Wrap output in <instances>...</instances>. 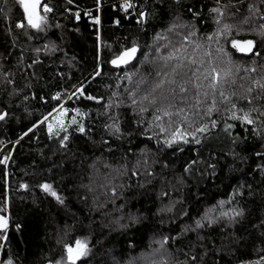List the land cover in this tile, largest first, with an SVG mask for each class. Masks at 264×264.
Masks as SVG:
<instances>
[{
	"label": "trees",
	"instance_id": "trees-1",
	"mask_svg": "<svg viewBox=\"0 0 264 264\" xmlns=\"http://www.w3.org/2000/svg\"><path fill=\"white\" fill-rule=\"evenodd\" d=\"M115 2L116 0H102L103 6L99 13L102 21L99 42L101 57L104 61L109 59V49L104 45L115 47L116 41L119 44H130L136 39L141 47L130 65L112 70L111 66L104 63V74L88 81L86 91L103 97L102 101L97 103L73 98L72 101H64V107L69 109L65 115L61 116L59 111L53 113L52 122L57 119L68 121L73 115H77L71 109L80 108L88 115H77V119L84 121L86 126H91V131L87 134L91 137L87 141V150L70 145L76 153L75 163H62V153L52 156L49 151V147L54 145L47 137L46 124L29 133L14 152L7 142H14L32 123L52 112L57 106V102L51 99L53 93L62 89L71 90L72 85L84 80L95 68L98 42L93 26L83 15L79 21L74 17L76 11L92 8L93 0H73L72 3L68 0H40L38 12L46 15L48 25L44 31L27 25L19 0H0V108H7L10 112L8 120L0 123V140L5 142L0 147V158L6 154L4 147H8V152L13 153L8 165H0V207L7 201L8 207L3 214L10 217L8 229L0 237V262L11 256L14 264H47L49 260L63 257L65 264H70L63 244L74 245L77 237H88L91 251L76 264H176L185 259L177 249L187 251V241L170 242L163 248L155 241L162 234L175 235L180 224L191 223L192 217L217 201L227 199L232 187L245 181L252 186L255 196L249 197L245 191L243 200L236 197L248 209L243 227L251 231L252 226L264 220V178L256 170V165L261 161L253 155L264 145V139L253 132V129L261 126L259 121L247 125L232 117L233 112L241 116L243 113L239 109L247 111L250 107L247 101L238 99L248 87L253 88V95L264 94V90L257 89L252 83L253 80L264 77V55L256 59L251 53L239 54L230 42L231 39H252L257 42L256 51L264 52V38L255 31L260 24H264V19L259 18L254 10L252 13L248 10L249 4L259 5L260 0H246L234 20L230 17L225 19V23L235 25L240 24L244 17H250L244 29L238 33L234 31L227 43L223 37L209 39V35L217 29L212 19L214 14L208 11L215 6V0H179V4L176 0H167L173 9L181 12L184 20L190 19L189 14L184 11L186 6H192L193 3L197 8L203 6L197 31L187 41L183 40V36L187 34L183 28L172 32L162 31L168 27L175 11L163 17L150 18L142 26L136 22L138 9H133L125 18L123 12L110 7ZM132 2L147 4L149 12L160 4V0ZM45 3L53 11L45 14ZM236 3L237 0H221V4ZM117 17L120 25L112 23ZM19 21L24 22V28L16 26ZM157 33H161L158 39ZM35 34L42 38H28ZM61 36L64 37L63 41L59 39ZM46 40L59 44L60 50L35 53L33 48L43 46ZM221 46L232 54L231 64L219 57L217 49ZM157 47L160 48L159 52L155 51ZM174 50L173 59L166 61L161 58ZM33 59H38L40 63L28 67ZM177 63L183 67L177 69L178 74L174 77L176 84L166 85L165 88L166 93L168 87L176 89L175 97H170L168 101L172 104L168 109L172 114V125H169V116L156 112V108L147 102L143 105L145 111L140 112L137 108L134 112L129 93L136 92L138 96H142L159 79H168L163 73L167 72L171 77V69ZM211 66L216 67L220 73L215 89L209 86L210 79H204L207 75L205 69ZM252 68H256V71H251ZM225 72H228L227 76ZM5 73L8 75L5 76ZM59 73L65 74L63 78ZM126 73L130 74V79ZM157 73L161 75L157 76ZM181 82H186L184 86L187 91L183 94L179 92ZM221 91L230 96L231 101L237 104V109H232L231 103L221 97ZM233 92L237 95L231 96ZM113 93L117 95L113 96ZM25 96L29 99L25 100ZM41 96H45L47 102L42 101ZM110 98L113 104L120 102L118 108L112 107L109 111L119 112L125 136L121 139L112 137L108 145L102 146L104 140H109L110 134L103 128L106 117L98 113L104 112L103 105ZM177 109L183 111L178 112ZM156 115L161 120L157 121ZM252 115L255 117V113ZM137 119L144 123H135ZM211 121L216 122L215 127ZM161 124L167 129L165 133L159 131ZM202 124L209 131L197 133L196 139L201 140L200 145L194 142L180 143L171 148L164 145L163 139L175 126L195 132ZM226 124L234 127L225 131ZM137 128L138 133L127 135ZM145 129L147 134L141 135ZM224 131V139L212 140ZM237 136L244 137L238 141V147L232 143V137ZM156 137L160 138L159 144ZM188 139L191 141L192 137ZM177 147L183 151L177 150ZM233 149L249 157L247 164L237 162L235 172L228 168L233 162L230 155V150ZM164 159L170 161L167 168L162 167L161 161ZM192 160L198 163L192 166L191 172L185 173L184 166ZM205 161L217 164L215 177L205 175L202 179L199 178L200 172L206 169ZM49 169L52 171H48ZM134 169L140 174L133 175ZM146 169H150L155 175L146 177ZM45 180L52 183L53 189L65 198L64 205H60L51 193L38 187ZM21 182L27 183L29 187L20 188ZM113 187L116 188L115 195L111 191ZM162 191L168 192L169 197H162ZM180 198L185 199L184 206L191 209V216L188 220L182 219L175 224V231L169 233L173 225L168 220L173 213L158 210L164 208L169 200ZM69 209L75 213L77 220H73L68 214ZM129 213H144L147 215L145 223L156 225V229L145 227L135 233H126V230L117 226L116 220ZM161 219L165 221L164 224H161ZM16 224H20L21 228L17 229ZM260 231L264 230H258L253 235L259 236ZM204 234L211 235L220 244L228 232L216 228L211 233ZM127 235L134 236L131 245L127 242ZM189 239H195L194 235H190ZM256 246H261L259 240L256 241ZM244 258L255 259L257 254L252 251Z\"/></svg>",
	"mask_w": 264,
	"mask_h": 264
},
{
	"label": "snow or ice",
	"instance_id": "snow-or-ice-1",
	"mask_svg": "<svg viewBox=\"0 0 264 264\" xmlns=\"http://www.w3.org/2000/svg\"><path fill=\"white\" fill-rule=\"evenodd\" d=\"M69 3H72L73 0H68ZM246 2V0H237L236 4H221V0H215V6L208 9L210 14H214L212 19L214 23L217 25V29L214 33L209 35V39H214L216 37H223L225 39V43L232 37L233 32L237 33L244 29V26L248 24L250 17H244V20L240 24H229L225 23V19L227 17L232 18L233 20L236 18L237 13H239L240 7H242V3ZM20 5L23 8L25 13V18L27 25L32 29H37L39 31H44L48 25L46 23V15H40L38 12V5L40 4V0H19ZM176 3L179 4V0H176ZM102 0H93V7L88 8L86 10H78L74 13V17L77 21L81 19V15L88 18L93 26V30L95 32L97 44V55L95 57L96 66L89 76L84 80L79 82L78 84L72 85L71 90L62 89L61 91H57L52 94L51 99L57 102V106L52 109V112L48 113L47 116L42 117V119L37 120L35 123H32L30 127L26 129V131H22L17 139L13 141H8V147L13 149V152L17 148V146L22 142V140L28 136L29 133H32L33 130L37 129L38 126L47 125L46 132L47 137L54 147H49V151H51L52 156H55L57 153H62V163H75L76 153L73 152V147L76 149L84 148L87 150L88 143L87 141L91 139L87 134L91 131V126H86L85 122L77 119V115L87 116L88 113H84L80 108H73L71 111L77 115H73L71 120L65 121L63 119H57L55 122L51 121V117L53 113L57 111L60 112L61 116L65 115L69 109L64 107V101H72L73 98L76 100H80L83 98L85 101H94L99 103L104 98L92 95L86 91V84L90 79L94 80L97 77L103 75V66L104 63H107L111 66L112 70H117L122 65H129L130 62L134 60L137 55L138 50L140 49V44L136 39H133L130 44H119L118 41L114 42L116 45L105 44L104 46L109 49L108 55L109 59L104 61L99 53V42H100V26H102L101 15L99 14L102 9ZM110 7L114 10H118L123 12L125 18L131 14L133 9H138L136 12V22L139 25H146L150 18H156L157 16L163 17V15L175 11V16L172 17L168 27L163 29L165 32H172L177 28H183L186 30L187 34L183 36V40L187 41L193 35H195L197 31V22L201 20V13L203 6L200 8L196 7V4L193 3L192 6H186L184 11L189 14L190 19L184 20L181 12L173 9L171 5L167 3V0H160V4L153 8L151 12L148 11L147 4L133 3L132 0H116L115 3L111 4ZM235 9V11H232ZM264 0H260L259 5L249 4L248 10L250 13L255 11L256 15L264 19ZM44 13H48L53 11L51 7L48 6L47 3L43 4ZM95 13V14H94ZM114 25H120V19L114 18L112 20ZM18 28H24V22L19 21L16 25ZM78 31V29H76ZM257 34L264 38V24H260L258 29H255ZM161 33H157V39L160 38ZM31 39H40L38 34L31 35L28 37ZM43 39H46L44 37ZM63 41L64 37L61 36L59 38ZM232 48L239 53H251L256 59H259L264 52L256 51L257 42L252 39H231ZM217 43L219 41L217 40ZM199 47V45H197ZM60 45L51 40H46V43L41 47L33 48L35 53L51 52V51H59ZM156 52L160 51V48L157 47L155 49ZM219 57L223 58L227 63H232V54L226 50L225 47L221 46L217 49ZM211 55V53H208ZM23 57V52H21V58ZM175 57V50L172 53H169L166 57H161L164 60H170ZM19 62V59H18ZM40 61L38 59H33L32 64L28 65V67H32L33 65L39 64ZM255 63V61L253 62ZM183 67L182 64L177 63L171 69L172 76L169 77L167 72L163 73L164 77H168V79H159L157 82L152 84L150 90L144 92L142 96H138L136 92H130V103L134 112H136L137 108L140 112L145 111V107L143 106L145 102L152 105L156 108V112H162L165 116H169V125H172L171 120V112L168 111L169 108L172 107V104L169 103V98H174L176 95V89L172 87H168L167 93L165 92L166 85H174L176 84L175 75H177V69ZM248 71V69H245ZM251 71L255 72L256 68H252ZM207 75L204 76V79H210V87L215 89L216 85L219 83L220 73L217 71V68L211 66L208 69H205ZM35 75V73H33ZM8 74L5 73V76ZM65 74L59 73V76L63 78ZM126 76L130 79V74L126 73ZM160 73H157V76H160ZM225 75H228V72H225ZM11 82V81H10ZM186 82H181L179 86V92L181 94L186 93L187 89L184 86ZM252 83L256 86L257 89L264 90V77H260L259 79L253 80ZM117 95V93H113V96ZM207 95V93H205ZM221 97L225 101L231 103L232 109H237V104L231 101L230 96L225 95L223 91L220 92ZM237 94L233 92L231 96H236ZM25 100H28L29 97L25 96ZM40 99L42 101L47 102V98L45 96H41ZM238 99L245 100L250 105L247 111L244 109H239L241 116L236 115V112L232 113L233 119L241 121V123H246L247 125L256 124L257 121L260 123V128L253 129L255 135L261 136L264 139V94L253 95V88L248 87L244 93H242ZM199 103V101H197ZM119 101L113 104L111 98L107 104L103 105L104 112L98 113V115H104L106 117V122L103 124V128L107 133H109V140H104L102 146L108 145L109 141L112 137H116L117 139H121L125 136V132L122 130L120 114L119 112H111L109 111L112 107H119ZM254 105V106H253ZM213 107H215V100H213ZM178 112H182V109H177ZM255 113V117L252 115ZM10 116V112L7 108H0V123H3L8 120ZM157 121L161 120L159 115L155 116ZM137 124H142L144 121L137 119L135 121ZM213 127L216 126L215 121H211ZM234 127V125H225V131H228ZM159 131L161 133H165L167 129L163 124L159 125ZM209 129L206 125H200V127L195 131H188L183 129L182 127L175 126L174 130L170 132L163 139V143L168 148H171L173 145L179 146L180 143H192L194 142L197 145L201 144L200 139H196L197 133L203 134L208 132ZM139 132V129H134L132 132L127 133V135L131 136ZM79 134V135H77ZM141 135L147 134V129L144 130ZM192 137L190 141L188 138ZM87 138V139H85ZM38 140V137H35ZM157 143L159 144L160 138L156 137ZM244 139V137H232V143L239 146L238 141ZM5 142L0 140V147H3ZM73 146V147H70ZM8 147H4V152L6 153L0 158V165H8L9 161L13 158V153L8 152ZM110 151L113 149H109ZM177 150L183 151L177 147ZM129 151L131 149L129 148ZM230 155L233 158L232 164L228 165L229 171L235 172L237 171V162L240 164H247L249 161V157L247 155L241 154L240 152H236L234 149L230 150ZM255 158L261 161V163L256 165V170L259 172L262 178H264V145H261L259 151L253 153ZM214 157V154H212ZM45 159H50V157H45ZM198 161L192 160L189 161L188 164L184 166V172H191L192 166L196 165ZM162 167L167 168L170 166V161L168 159H164L161 161ZM206 169L200 172V179H202L205 175H211L213 177L216 176V163H207ZM55 167V166H54ZM48 171H52L49 169ZM138 170H133V175H139ZM5 175H7V171H5ZM155 175L153 171L150 169H146L145 176L151 178ZM20 188L27 189L29 185L25 182L20 183ZM39 188L43 189L45 192L51 193L57 200L60 205L65 204V198L59 195L54 189L53 184L49 183L47 180L41 182L38 185ZM112 193L115 195L116 188H111ZM247 191L249 197L255 196V191L252 186L245 181L244 183H240L236 186L232 187V192L228 194L227 199H221L216 202V204L211 205L203 212L198 213L195 217L191 218V223H183L179 226V231H176L175 235L171 234H162L159 239L155 242L158 243L161 248H163L166 244L170 242H181L187 241L185 247L187 251H183L182 249H177L178 252H182L185 256L183 261H177L176 264H264V255L260 253H264V231H260L259 236L253 235V233L258 230H264V220H261L258 225L252 226L251 231L245 229L244 223L248 216V209L246 206L237 201L236 197L239 196L241 200L244 199V193ZM160 195L164 198L169 197V193L166 191H162ZM185 199L180 198L176 200H169V203L164 206V208L158 210L160 212H171L173 215L169 217L168 223L172 224L173 227L169 229V233L175 231L174 225L179 223L182 219L188 220L191 216V209L185 207ZM179 205V207H177ZM8 207V202L5 201L3 207H0V230H6L9 226V215L3 214ZM123 207V205H121ZM68 214H70L73 220H77L75 213H72L71 210H67ZM124 221V222H122ZM147 221V215L144 213H129L126 217H120L116 220L117 226L126 230V233H135L139 229L150 227L155 230L156 225H148L145 223ZM165 221L161 219V224H164ZM16 228L20 229L21 225L16 224ZM220 228L221 231H227L228 235L222 238V242L217 244L211 235H205L204 233H211L214 229ZM190 235H194L195 239H189ZM6 238V234H5ZM127 242L129 245L132 244L134 240L133 235H127ZM260 241V247L256 246V241ZM60 243V240L57 241ZM2 247V246H0ZM63 248L66 252L67 261L70 264H76L81 257H87L91 251L88 243V237H77L74 245L64 243ZM254 251L257 254V258L255 259H245L244 256ZM0 264H14V260L11 256L8 259L3 260ZM48 264H65L64 258L56 260H49Z\"/></svg>",
	"mask_w": 264,
	"mask_h": 264
},
{
	"label": "rangeland",
	"instance_id": "rangeland-1",
	"mask_svg": "<svg viewBox=\"0 0 264 264\" xmlns=\"http://www.w3.org/2000/svg\"><path fill=\"white\" fill-rule=\"evenodd\" d=\"M224 136H225V131L224 132H221L219 135H217L215 138H213L212 140L215 141V140H218V139H224ZM210 140V139H209ZM211 140V141H212ZM48 264V263H47Z\"/></svg>",
	"mask_w": 264,
	"mask_h": 264
},
{
	"label": "water",
	"instance_id": "water-1",
	"mask_svg": "<svg viewBox=\"0 0 264 264\" xmlns=\"http://www.w3.org/2000/svg\"><path fill=\"white\" fill-rule=\"evenodd\" d=\"M138 53H139V50H138V52H137V55H138ZM238 53H239V52H238ZM239 54L249 55L250 53H239ZM137 55H136V57H137ZM136 57L134 58V60L136 59ZM134 60H133V61H134ZM133 61H132V62H133ZM132 62H130V64H131ZM130 64H129V65H130ZM120 67H125V65H122V66H120ZM4 231H5V230H0V232H4Z\"/></svg>",
	"mask_w": 264,
	"mask_h": 264
},
{
	"label": "built area",
	"instance_id": "built-area-1",
	"mask_svg": "<svg viewBox=\"0 0 264 264\" xmlns=\"http://www.w3.org/2000/svg\"><path fill=\"white\" fill-rule=\"evenodd\" d=\"M2 157H3V156H2ZM2 157H1V158H2ZM1 236H2V232H0V237H1Z\"/></svg>",
	"mask_w": 264,
	"mask_h": 264
}]
</instances>
